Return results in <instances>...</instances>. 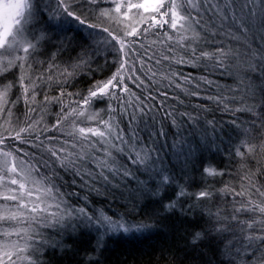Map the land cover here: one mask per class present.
I'll return each mask as SVG.
<instances>
[{"label":"snow or ice","instance_id":"6c2138e0","mask_svg":"<svg viewBox=\"0 0 264 264\" xmlns=\"http://www.w3.org/2000/svg\"><path fill=\"white\" fill-rule=\"evenodd\" d=\"M102 2L0 0V78L6 80V73L18 69V99L23 98L28 107L26 126L10 130L13 113L11 106L5 112V105L14 85H0V117L9 125L4 129L7 136L0 133V199L5 201L0 204V237L17 236L24 241L22 246L18 240L10 245L5 242L7 261L0 257V264H45L41 260L45 252L79 255L72 242L81 235L94 241L89 264H101L103 238L109 233L145 234L148 238L159 233L158 225L173 218L189 225L185 239L192 252L198 253L195 260L202 264H213L214 260L218 264H264V186H258L256 171L248 167L249 160L264 153V0H111L115 4L112 9L100 8ZM133 9V18H129ZM113 13L134 22L124 23L119 34L90 22L93 16L111 21L116 18ZM38 15L54 22L52 27L61 31H75L95 49L93 55L101 47L113 50L112 75L95 81L83 97L64 105L63 97L74 94L65 92L63 85L89 65L88 51L85 49L77 63L69 66L72 71L49 63L29 75L33 68L29 58L37 53L40 41L47 39L46 33L39 39L25 38ZM165 26L170 31H164L163 39L145 47L142 40L148 33ZM152 34L159 37L158 32ZM155 44L165 47L159 53L151 51ZM173 64L187 65L204 74L168 70ZM155 65H167L159 72V80L154 79L158 75L153 70ZM54 69L64 77L62 81L54 79ZM216 72L221 77L227 75L232 83L222 85L210 78ZM125 77L141 91L143 99L131 91ZM161 80L178 94L170 96L168 90L161 92L158 87L153 90L152 85H159ZM50 83L61 85L57 96L44 95L41 102L61 105L51 128L43 125L44 108L38 111L33 106L37 90ZM192 99L203 102L191 103ZM93 103L106 107L90 110ZM213 110L231 114L233 129H240L248 138L240 142L245 151L235 149V155L241 158L238 188L225 184L217 193L207 188L189 193L172 173H181L183 179L189 164L194 167L196 148L191 137L201 134L196 147L208 141V129L215 132L217 122L214 118L202 119V114ZM243 116L248 119L241 120ZM85 121L93 126H80ZM50 130L59 131L61 136H44L41 140V135ZM254 137L258 143L250 142ZM9 138L31 144L39 156L32 153L25 159L27 154L17 157L5 150ZM173 155L179 167L176 163L165 167L164 160L171 161ZM203 172L210 177L225 175L212 167ZM132 185L136 186L134 190H130ZM169 188L173 195L165 199L164 192ZM214 194L230 197L232 205L227 214L222 215L219 208L207 213L199 209V204L210 201ZM101 196L110 202L118 197L126 199L127 211L118 219L102 209L89 211L90 197ZM184 197L195 202L179 199ZM150 204L158 207L145 211ZM53 229L60 239L44 235V231ZM209 251L213 255L209 256Z\"/></svg>","mask_w":264,"mask_h":264},{"label":"trees","instance_id":"16d2710c","mask_svg":"<svg viewBox=\"0 0 264 264\" xmlns=\"http://www.w3.org/2000/svg\"><path fill=\"white\" fill-rule=\"evenodd\" d=\"M43 2L50 3L51 0H43ZM116 2L127 3V0H116ZM114 6L115 4L111 3V0H103V2L99 5L100 8L109 9H112ZM103 21L109 22V20L107 19H104ZM34 22L36 24H40L36 20ZM90 22L97 23L92 19L90 20ZM52 23L54 22H51V26H48L47 29L50 33L56 36V38L53 39V42L57 47L55 49V47L53 46V48L46 50L49 58L48 62L39 58H32L31 60H34L31 63L33 65V71H42L45 67H47L49 63H52L53 60L63 62V65L59 67H61L62 69L68 68L69 71H72L69 66L77 63L79 57L84 54L85 49H87L88 51L87 59H89V65L80 68L77 74L73 78L69 79L68 83L63 85V89L65 92L74 94L72 96L66 95L63 97V104L68 105L72 101L79 100L81 97H83L95 81L104 80L112 75L114 71L112 61L115 59V53L113 51L103 52L102 50H99L95 55H93L95 49L89 48L88 44L85 43L75 31H61L59 28L52 27ZM164 31H166V29H162V35L160 36L161 39H163ZM146 39L147 43L145 44V47H147L148 44H151V41H153L151 40L149 35H147ZM164 47L165 46L163 45L159 46V44L152 45L150 50L159 53L163 50ZM59 52H69L67 54L68 57L65 56V58L67 57V60L62 59ZM158 58L159 55L156 56V59ZM106 59L108 61L107 63L105 62ZM149 65H152V61H149ZM171 67L175 69V72H181L184 74L191 73L194 76L204 74L199 69L189 70V66L187 65L181 66L173 64ZM153 70L157 71L158 73L157 77H155L154 79L159 80V69L153 67ZM58 74L59 73L54 70V75ZM210 78L219 80V82L223 81L217 76L216 73L211 75ZM59 79L62 81L64 77H60ZM226 79L228 80L230 85L232 83L231 79L228 76L226 77ZM125 82L129 84V88L133 93H135V95L141 96V99H143L142 93L139 94L138 90L135 89L131 82L127 80V77H125ZM157 87L161 92L168 90L170 96L178 94L177 89H167L166 81L161 80L159 85H152L153 90H155ZM200 102L203 101H199L196 99L191 100V103ZM168 103L172 104L173 101L169 100ZM185 103H189V101L186 100ZM206 103H208L211 107L210 102ZM72 106L76 105L73 104ZM99 106L102 109L106 107V105L104 104L93 103L91 108L98 110L97 107ZM60 107L61 106H58L48 113V117L51 114V122L49 124L50 128L60 111ZM181 110L191 111V109L183 108H181ZM213 118L217 122L216 130L215 132H213L210 128L208 129V141L206 143L201 144L200 147H196L202 139L201 134L198 133L196 136L191 137L193 147L196 148L194 167L192 164H189L188 172L186 175H184L183 179H180L181 173H172L173 175H175L178 184L186 188L189 193H196L204 190L205 188L213 191L214 193H217V190L222 188L225 184H231L238 188V168L235 169V174H231L227 178L225 176L210 177L203 172V169L208 167L200 162V158L205 152L213 150L215 146L218 145L219 153L221 155L232 154L234 153V141L245 137L241 134L240 129H233V126L230 123V121L233 119L231 114H225L215 110H213V112L211 113L202 114V119ZM240 119L246 121L248 117L243 116L240 117ZM164 123L165 126H167V121H164ZM80 126L87 127L93 125L92 122L87 121ZM245 126L247 125H243L242 127ZM56 132L57 131L55 130H51V136H55ZM189 134L190 133H186V135ZM251 140H256L259 142L258 138L255 137ZM32 153H36V155L39 156L37 150L31 146V154ZM161 155L164 156L165 153H161ZM171 163H176L179 167V161L174 155L172 156L171 161L168 159L164 160V165L170 166ZM252 169L253 171H256L258 186H264V158L260 165L253 166ZM257 169H259V171H257ZM67 179L68 177H65V180ZM68 190L71 191L72 189ZM262 190H264V187H262ZM162 192H164L163 189ZM172 195L173 191L171 188L164 192L165 199L172 197ZM90 199H92V204L95 209L102 208L107 212L108 215L110 212L113 218H118L119 215L124 214L127 211V209L124 207L126 202L119 197L115 200H112L111 202L102 196L90 197ZM179 199H181L182 201L184 199H187L188 203L190 204L195 202L191 199V197H184ZM73 203H75V200H73ZM96 205L97 207H95ZM231 205L232 201L228 195L214 194L210 201L201 202L199 204V209H202L205 213H207L209 211L215 212L217 208H219L222 209L221 214L225 215L231 210ZM156 207H158V205L153 206L147 211H151ZM136 219H143V217H136ZM158 228L160 229L159 233H154L148 238H145V234H129L126 239L109 240L103 250V254L99 257V259L101 260V264H202V261L195 260V257L198 255V253H193L191 247L187 245L185 236L187 235V232L190 231L189 225L187 223H182L180 218H173L158 225ZM90 241H92V237L81 235L78 240L72 242V247L77 253H79V255L74 256L71 253H65L60 256L58 254H51V259L47 264H89V259H87V256L90 253L94 243V241ZM206 251L208 250L206 249ZM211 255H213V252L209 251V256ZM213 264H218V261L214 260Z\"/></svg>","mask_w":264,"mask_h":264},{"label":"rangeland","instance_id":"374dc122","mask_svg":"<svg viewBox=\"0 0 264 264\" xmlns=\"http://www.w3.org/2000/svg\"><path fill=\"white\" fill-rule=\"evenodd\" d=\"M131 2L132 3H139V2H143V0H131ZM123 11H124V9L122 8L121 13H123ZM134 12H135V10L133 9L131 12L128 13L129 18H133ZM48 15L50 16V13H48ZM113 15L116 16V18L109 21V22H105V21H103L104 18H101V17L98 18L96 16H93L91 19L96 21L98 24H101L102 26L110 27V30H115V32L117 34H119L120 31L122 30L124 23L134 22V21L123 20L122 15H117L115 13H113ZM145 15L147 16L148 14L146 13ZM157 18L159 19V17H157ZM35 20L38 21L40 24H36L34 22ZM35 20L32 22V25H30V31L25 33V38L28 40H31L33 36H36L39 39L40 36H42L46 33L47 39L40 41V43L38 44L37 53L34 54L33 56H31L29 58L28 62L32 63V61H34V60H31L32 58H39L41 60H45L48 62L49 58H48V54H47L46 50L53 48V46L56 49L57 46L53 42V39H55L56 36L54 34L50 33L47 29L48 26H51V23L49 22V20L45 19L42 15L36 16ZM165 29L167 31H170L169 29H167V26H165ZM152 32H158L159 37L153 35ZM148 35L150 36L151 40L158 39V38L161 39L160 36L162 35V29H153L152 31H150L148 33ZM129 39H132V38H129ZM32 42L36 43V40H33ZM142 43L146 44L147 39L142 40ZM155 45H157V44H155ZM159 46H161V45H159ZM100 50H102L103 52L113 51V50H105L103 47H101ZM69 52H71V51H69ZM59 53H60V57L62 59L67 60V57H68L67 54L68 53H65V52H59ZM19 54L23 55L22 52ZM65 56H67V57L65 58ZM52 63L56 64L58 67L63 65V62H59V61H55V60H53ZM181 66H186V65H181ZM25 67H27V64L25 65ZM154 67L158 68L159 71H164L167 69V65H158V66H154ZM59 69L63 70L61 67H59ZM54 70L51 74L54 76V79L60 80L59 78L62 76H60L59 74L54 75ZM168 70L175 71V69L172 67ZM189 70H196V69L189 66ZM34 74H35V71H33L32 69L29 70V75H34ZM216 74L220 79L223 80L220 83L229 85V82L226 79L227 75L221 77L219 72H216ZM5 75H6V80L3 78H0V85L7 83V82H11L14 85V87L12 88V90L8 96V105H5V112H7L8 107L11 106V111L13 113V116L11 119L10 130L14 131V130H18L19 127L26 126L24 121H25V115L28 111V107H27L26 102L23 100V98L18 99V97H21L20 89L15 86L16 81H17V77L19 76L18 69L13 68L8 73H6ZM26 83H27V81H26ZM154 86H155V84H154ZM60 90H61V85L59 83H50L46 87L44 85H41V87L37 90L39 94L36 96V102L33 106L36 107L38 111L41 107L44 108V111L41 113L44 117L43 125H46L49 127V124L51 122L50 121V115L51 114L48 117V113L50 111H52L54 108L61 106L60 104L55 103V102L48 103V104H42L41 102L43 101V96L47 95L49 97H55L59 94ZM138 92H139V94H141L140 90H138ZM29 95H31V93H29ZM97 108H98V110L102 109L100 106ZM90 110H96V109L91 108ZM32 116H33V118H36V113H32ZM85 122H87V121H85ZM5 127H9V125L5 124V118L4 117H0V133H3V135L7 136L8 132L4 131ZM25 135H27V134H25ZM51 135L52 134H51V130H50V131L44 133L43 135H41L40 138H41V140H43L44 136H51ZM55 136L59 137V136H61V133L59 131H57ZM245 139H247V138L244 137V138L237 139L234 141L235 146L233 149L234 153H232L233 155L232 154L221 155L219 153V147H218V145H216L213 150H210L209 152H205L203 154V156L200 158V162H202L203 165L215 168L218 171H224L225 172L224 176L226 178L228 176H230L231 174H235L234 171L236 168H238V174L240 175V159L241 158L235 155V149L240 148L241 151H245V149L241 146V143H240L242 140H245ZM250 142L258 143V141H256V140H250ZM6 144H7V148L5 150L13 151L17 157H20L23 154H27L24 156V158L25 159L30 158V156H31V144L21 143L20 141H16V140L11 139V138H9L6 141ZM17 149H20L22 151H17ZM263 158H264V153L256 154L255 160H249L248 167L252 169L253 166L260 165L263 161ZM164 166L168 167L167 165H164ZM17 179H18V177H17ZM141 179H144V177L142 176ZM135 187H136L135 185H132V189H130V190H134ZM0 191H2V189H0ZM121 199L127 203L126 199H124V198H121ZM3 203H5V201L0 199V204H3ZM143 203H144V201L142 200L141 204H143ZM153 206H155V205H152V204L148 205V207L145 209V211L149 210ZM95 207H97V205ZM92 208H94L93 204L89 208V211H91ZM96 209H102V208H96ZM52 210H55V209H52ZM102 210L105 213H107L104 209H102ZM109 216H112L110 212H109ZM118 218H114V219H118ZM3 227H8V225H3ZM54 232H55L54 229L53 230H47V231H44V235L45 236L52 235L53 239H60V237L54 235ZM128 235L129 234H124V233H109L108 235H106L103 238L104 239V248L107 245V242L109 240H111V239H126L128 237ZM83 236H86V235H83ZM17 240L19 241L20 245L22 246L24 241L20 237H17V236H12L11 238L10 237H8V238L0 237V257H3V259L7 261V257L4 256L5 249L3 248V244L5 242H7L10 245L12 241H17ZM7 250L11 251L12 249H11V247H9ZM51 254H58L59 256L62 255L60 253L45 252V254L41 257V260H43L45 262V264H47L49 262V260L51 259V257H50ZM13 259H16V257L14 256ZM87 259H89V256H87ZM18 263H20V262L18 261L17 264ZM8 264H11V261H8Z\"/></svg>","mask_w":264,"mask_h":264}]
</instances>
